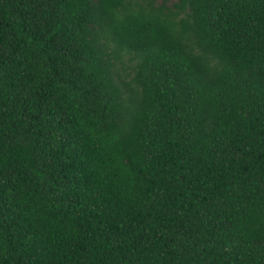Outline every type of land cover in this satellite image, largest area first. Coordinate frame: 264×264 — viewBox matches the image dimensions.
<instances>
[{"label": "trees", "instance_id": "trees-1", "mask_svg": "<svg viewBox=\"0 0 264 264\" xmlns=\"http://www.w3.org/2000/svg\"><path fill=\"white\" fill-rule=\"evenodd\" d=\"M0 264H264V0H0Z\"/></svg>", "mask_w": 264, "mask_h": 264}]
</instances>
